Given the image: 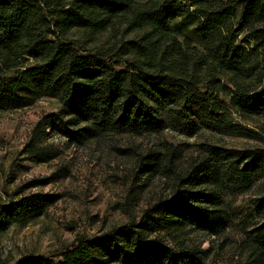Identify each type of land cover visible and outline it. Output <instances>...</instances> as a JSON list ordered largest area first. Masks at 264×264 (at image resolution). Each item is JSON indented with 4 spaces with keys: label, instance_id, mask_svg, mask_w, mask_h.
I'll return each instance as SVG.
<instances>
[{
    "label": "trees",
    "instance_id": "1",
    "mask_svg": "<svg viewBox=\"0 0 264 264\" xmlns=\"http://www.w3.org/2000/svg\"><path fill=\"white\" fill-rule=\"evenodd\" d=\"M43 99L60 109L34 127L29 154L39 163L52 159L49 129L77 147L168 128L257 139L233 115L264 119V0H0V113ZM202 151L138 223L17 264H203L204 251L171 248L160 235L228 230L235 216L225 197L264 185V148ZM159 156L143 165L151 178L166 173ZM57 199L0 204V234L37 221ZM253 211L263 217L246 213L245 243L264 264V188Z\"/></svg>",
    "mask_w": 264,
    "mask_h": 264
},
{
    "label": "rangeland",
    "instance_id": "2",
    "mask_svg": "<svg viewBox=\"0 0 264 264\" xmlns=\"http://www.w3.org/2000/svg\"><path fill=\"white\" fill-rule=\"evenodd\" d=\"M97 40L105 41V36ZM59 109L56 100L43 99L30 108L0 113V204L36 193L58 197L37 221L0 234V264L51 256L79 237L138 223L145 210L173 195L179 179L205 157V145L238 151L264 148V119L242 122L233 115L235 125L254 131L258 138L205 130L187 134L168 128L139 137L109 135L77 147L49 129L45 144L51 148L48 157L52 159L39 163L29 154L34 127ZM154 152L160 153L166 173L151 178L142 169ZM263 186L259 184L245 195L225 197L235 219L224 233L209 236L189 231L176 238L160 236L171 248L204 251L203 264H256L245 243L242 220L251 212L253 220L261 221L263 214L253 209L263 195Z\"/></svg>",
    "mask_w": 264,
    "mask_h": 264
}]
</instances>
